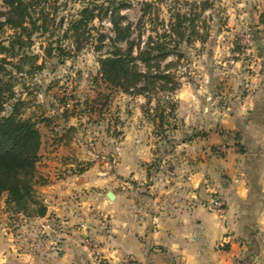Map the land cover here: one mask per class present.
Returning <instances> with one entry per match:
<instances>
[{
    "label": "rangeland",
    "instance_id": "rangeland-1",
    "mask_svg": "<svg viewBox=\"0 0 264 264\" xmlns=\"http://www.w3.org/2000/svg\"><path fill=\"white\" fill-rule=\"evenodd\" d=\"M128 1L130 5L120 14L125 16L123 21L134 23L140 14L139 2L145 0ZM89 2L108 5V0H48L46 10L55 23L63 20L62 28L58 23L56 28L49 26L43 34L33 35L34 43L26 49V53L38 56L33 62L40 64L39 68L33 67L30 74L12 72L13 89L26 103L24 116L51 120L50 124L44 121L38 124L42 145L34 184V193L45 205L46 212L47 199L41 187L48 183L51 173L56 179L85 174L91 185H86L82 194L88 202L86 206L90 208L93 207L90 203L95 201L96 193L106 204L114 201V198L109 199L106 195L112 191L124 193L138 205L141 194L146 193L147 182L156 183L161 179L171 182L172 171L167 167L175 154L176 144L192 132L190 116L194 111H204L203 100L213 102L211 107L214 111L225 107L232 83L238 81L237 75H250L258 71L262 62L260 54L264 53V16L261 17L264 0H164L159 4V13L165 22L171 8L189 12L187 3H195L197 17L194 23L201 31L206 30L208 37L203 44L195 41L189 46L182 45L184 57L176 67L181 85L173 93L178 103L176 128L166 133L159 132L143 114V95L122 92L102 80L97 56L105 48L96 51L94 44L96 29L106 36L113 35L108 17L90 22L89 27L95 29L85 34L88 38L82 39V46L78 50L73 44L71 32L65 34L69 20L76 16L84 3ZM11 34L10 29L3 27L0 39L7 42ZM246 34L250 35L249 46L243 42ZM107 41L106 38L104 42ZM50 43L53 47L48 54L44 49ZM58 44L64 50L62 53L53 49ZM28 67V64L22 65L23 69ZM240 81L245 83L247 79L243 77ZM95 99L98 101L93 105ZM90 105H93L92 110ZM65 110L69 115L66 122L61 118ZM147 148L151 155H148ZM145 158L149 160L145 161ZM136 160L145 167L142 173L131 171L129 167ZM66 164L69 166L63 169ZM53 168L54 172L49 173ZM4 209L3 200H0V226L4 225L11 231L24 230L30 233L29 241L34 242L40 251L45 245L46 251L61 255L59 249L65 238L59 233L60 217H54L53 227L44 231L39 224L40 216L24 213H11L9 216ZM100 218L97 230L91 232L89 226L85 225L86 229L77 242L90 261L108 264L103 243L98 237L105 233L107 223L105 215ZM85 237L98 244L101 250L99 258H94L83 245Z\"/></svg>",
    "mask_w": 264,
    "mask_h": 264
},
{
    "label": "crops",
    "instance_id": "crops-1",
    "mask_svg": "<svg viewBox=\"0 0 264 264\" xmlns=\"http://www.w3.org/2000/svg\"><path fill=\"white\" fill-rule=\"evenodd\" d=\"M263 54L258 71L237 75L225 107L214 111L213 102H201L204 111L190 116L193 133L176 144L168 164L172 181L147 182L138 205L121 192L108 204L96 193L90 208L82 194L91 185L85 174L56 179L50 169L39 224L46 231L60 217L61 255L1 225L0 264H95L77 239L85 225L97 230L104 215L107 229L98 237L108 264H264ZM134 165L131 171H145L138 160ZM215 195L225 201L221 215L205 207Z\"/></svg>",
    "mask_w": 264,
    "mask_h": 264
},
{
    "label": "trees",
    "instance_id": "trees-1",
    "mask_svg": "<svg viewBox=\"0 0 264 264\" xmlns=\"http://www.w3.org/2000/svg\"><path fill=\"white\" fill-rule=\"evenodd\" d=\"M163 1L139 2L140 14L134 23L123 21L125 16L120 14L130 5L128 0H108L107 6L103 3H84L76 16L69 20L65 34L71 32L73 44L78 50L82 46V39L88 38L85 34L95 29L89 27L90 22L108 17L113 35L106 36L96 29L94 44L96 51L105 48L97 56L102 80L122 92L143 95L144 116L159 132L166 133L176 128L178 103L173 93L181 85L176 67L184 57L182 45L189 46L195 41L203 44L208 33L201 31L194 23L197 17L195 3H187L189 12L171 8L165 22L159 13V4ZM47 2L0 0V31L3 27L12 31L7 42L0 39V200H3L4 210L9 216L11 213H24L41 217L46 213L45 205L34 193V184L42 145L38 124L41 121L50 124L51 120L24 116L26 103L13 89L12 72L30 74L33 67L39 68L41 65L33 62L38 56L26 53V49L34 43L33 35H41L48 31L49 26L55 27L58 23L62 28L63 20L54 22L46 10ZM263 16L264 10L261 13ZM106 38L108 41L104 42ZM52 47L50 43L44 50L50 54ZM53 49L58 53L64 51L59 44ZM15 58L17 60L13 61ZM23 64L29 67L23 69ZM96 101L98 99L91 103L94 105ZM93 105L89 106L91 110ZM68 116L65 110L61 118L66 122ZM81 172L82 169L79 170Z\"/></svg>",
    "mask_w": 264,
    "mask_h": 264
},
{
    "label": "built area",
    "instance_id": "built-area-1",
    "mask_svg": "<svg viewBox=\"0 0 264 264\" xmlns=\"http://www.w3.org/2000/svg\"><path fill=\"white\" fill-rule=\"evenodd\" d=\"M243 42L248 46L251 45V39H250L249 34H246L244 36ZM205 207L209 211H212V212H215V213L221 215L225 211V201L221 197L215 195V196H212L207 201V203L205 204ZM82 243L90 251V253L94 256V258L100 257L101 250L95 241H93L90 238L85 237L82 240Z\"/></svg>",
    "mask_w": 264,
    "mask_h": 264
},
{
    "label": "water",
    "instance_id": "water-1",
    "mask_svg": "<svg viewBox=\"0 0 264 264\" xmlns=\"http://www.w3.org/2000/svg\"><path fill=\"white\" fill-rule=\"evenodd\" d=\"M106 195H107V197L109 199H113L114 198V193L112 191H108Z\"/></svg>",
    "mask_w": 264,
    "mask_h": 264
}]
</instances>
